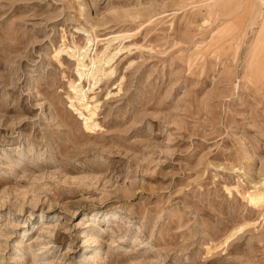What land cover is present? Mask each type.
I'll return each instance as SVG.
<instances>
[{
    "label": "rangeland",
    "instance_id": "obj_1",
    "mask_svg": "<svg viewBox=\"0 0 264 264\" xmlns=\"http://www.w3.org/2000/svg\"><path fill=\"white\" fill-rule=\"evenodd\" d=\"M0 264H264V0H0Z\"/></svg>",
    "mask_w": 264,
    "mask_h": 264
},
{
    "label": "bare ground",
    "instance_id": "obj_2",
    "mask_svg": "<svg viewBox=\"0 0 264 264\" xmlns=\"http://www.w3.org/2000/svg\"><path fill=\"white\" fill-rule=\"evenodd\" d=\"M112 57H113V56H112ZM103 60H104V59H103ZM106 62L109 63L108 60H107ZM44 228H45V227H44ZM46 228H50V227L46 225ZM44 232H46V230H42V231H41V233H44Z\"/></svg>",
    "mask_w": 264,
    "mask_h": 264
}]
</instances>
